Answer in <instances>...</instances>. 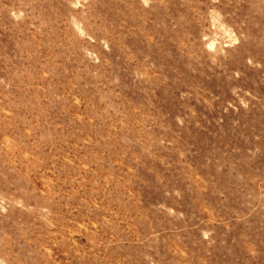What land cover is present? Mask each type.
<instances>
[{"label":"rangeland","instance_id":"obj_1","mask_svg":"<svg viewBox=\"0 0 264 264\" xmlns=\"http://www.w3.org/2000/svg\"><path fill=\"white\" fill-rule=\"evenodd\" d=\"M0 264H264V0H0Z\"/></svg>","mask_w":264,"mask_h":264}]
</instances>
